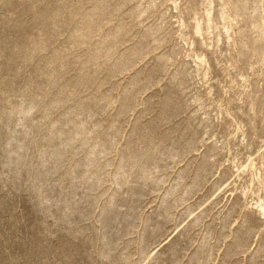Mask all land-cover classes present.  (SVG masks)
Segmentation results:
<instances>
[{"label": "rangeland", "instance_id": "obj_1", "mask_svg": "<svg viewBox=\"0 0 264 264\" xmlns=\"http://www.w3.org/2000/svg\"><path fill=\"white\" fill-rule=\"evenodd\" d=\"M0 264H264V0H0Z\"/></svg>", "mask_w": 264, "mask_h": 264}]
</instances>
